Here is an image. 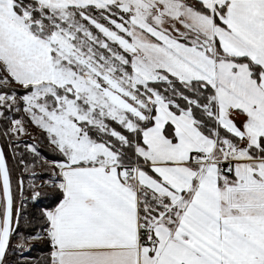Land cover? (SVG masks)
<instances>
[{
	"label": "snow or ice",
	"instance_id": "snow-or-ice-1",
	"mask_svg": "<svg viewBox=\"0 0 264 264\" xmlns=\"http://www.w3.org/2000/svg\"><path fill=\"white\" fill-rule=\"evenodd\" d=\"M0 264H264V0H0Z\"/></svg>",
	"mask_w": 264,
	"mask_h": 264
}]
</instances>
